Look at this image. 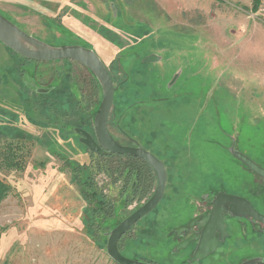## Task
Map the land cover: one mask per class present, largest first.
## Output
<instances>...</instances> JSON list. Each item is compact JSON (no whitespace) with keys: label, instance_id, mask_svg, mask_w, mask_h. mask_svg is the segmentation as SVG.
<instances>
[{"label":"rangeland","instance_id":"rangeland-1","mask_svg":"<svg viewBox=\"0 0 264 264\" xmlns=\"http://www.w3.org/2000/svg\"><path fill=\"white\" fill-rule=\"evenodd\" d=\"M91 1L0 0V15L39 43L80 46L97 55L115 88L111 137L151 150L173 192L128 231L122 255L151 264H188L189 248L176 251L183 237H174L203 213L197 228L204 223L202 199L208 193L252 197L264 211V181L233 154V149L264 153V23L250 18L252 0H97L96 21L86 11ZM7 51L15 67L0 79V152L8 142L21 143L24 170L0 169V180L11 187L0 205V264H115L106 253L109 234L150 199L156 179L139 201L124 189L123 178L115 180L119 171L113 168L123 160H108L113 176L93 171L91 152L75 132L94 137L102 102L87 69L71 61L33 62ZM94 82L99 90L84 118L80 113ZM259 163L264 165V157ZM69 164L77 169L75 177ZM195 168L199 171L189 178ZM201 172L213 173L208 178ZM91 176L113 212L96 219L93 238L95 218L80 193ZM190 187L194 191L188 193ZM259 236L232 234L216 255L199 263L264 262Z\"/></svg>","mask_w":264,"mask_h":264},{"label":"water","instance_id":"water-1","mask_svg":"<svg viewBox=\"0 0 264 264\" xmlns=\"http://www.w3.org/2000/svg\"><path fill=\"white\" fill-rule=\"evenodd\" d=\"M0 43L10 51L29 61L42 63L57 61L74 62L87 69L98 82L102 92V102L99 113L94 120V137L82 130H76L75 132L83 138L81 143L87 150L94 154H102L105 152L115 156L138 159L151 169L156 178V188L150 199L124 219L109 234L106 253L109 259L115 264H147L125 258L120 253L118 244L121 238L131 228L152 212L161 202L165 190L167 173L163 163L148 151L141 147L122 146L111 137L108 131V116L112 107L115 88L105 66L92 50L80 46L49 47L22 33L1 15ZM233 154L250 172L264 181L263 169L259 168L247 158L237 153ZM222 209H225L233 218H251L257 223L264 224V217L257 214L247 201L233 196H217L213 201L212 211L200 232L199 238L198 235L193 236L187 240H183L176 246V251H179L186 249L190 243L197 240L196 248L187 260L189 264L199 263L215 253L219 243V240L215 238V233L219 232L221 235L226 233L223 226ZM196 221H191L187 228L177 230L174 239L184 237L190 231L189 227H192ZM221 240L223 239L221 238ZM240 264H264V262L254 259Z\"/></svg>","mask_w":264,"mask_h":264},{"label":"trees","instance_id":"trees-1","mask_svg":"<svg viewBox=\"0 0 264 264\" xmlns=\"http://www.w3.org/2000/svg\"><path fill=\"white\" fill-rule=\"evenodd\" d=\"M258 4H259V0H252L253 11L257 9ZM97 89L99 90V86L97 83L94 82L90 84V97L88 100L89 102L86 103L87 108H85L82 111V113H80L83 115L84 118L87 115L89 116L91 99L97 93ZM74 104L76 105V109H78L80 101L76 100ZM5 145L6 146L4 147V152H0V169L7 171L13 170L16 172H22L24 170V162H23L24 156H23L22 144L21 143L13 144L8 142ZM127 147H133V146H127ZM88 152L90 151L88 150ZM91 158H92L91 159L92 166L94 168L93 171L95 173H101V174H106L107 176H113L112 174L113 171H119L117 172L119 173V175L115 180L118 181L120 178H123L124 189L126 188V190L127 189L130 190V195L132 194L138 197L139 201L144 199L146 196H148L151 193L156 178H154L155 175L153 174L151 169L142 161L131 157L115 156L105 152H103L102 154H94L91 152ZM111 158L123 160L124 165H120V166L118 165L117 169L113 168L114 170L113 171L110 170L109 172V170L106 168V165L108 164V160H111ZM69 166H70V173L72 174L73 177H75L77 169L74 167L71 168L70 164ZM74 180L76 181L75 178ZM131 183L135 184L133 189ZM10 193H11V187L8 184H6L3 180H0V205L10 195ZM80 193L83 199L86 201L87 205L90 206V210L93 214L92 218H95V220L90 225L91 230L93 231V234L91 233V238H93V236L95 235V231L97 230V229L95 230L94 228L96 226L97 227L99 226L96 219L98 220L99 217L110 218L113 214L112 208L109 206V203L106 201L101 190L97 187V185L93 181L92 176H91V181L89 178L86 179V181L81 184ZM126 196L128 197V195ZM127 233L121 238L118 244V249L121 254H122L121 243L123 242V239L125 238ZM141 262L151 264L145 261H141Z\"/></svg>","mask_w":264,"mask_h":264},{"label":"flooded vegetation","instance_id":"flooded-vegetation-1","mask_svg":"<svg viewBox=\"0 0 264 264\" xmlns=\"http://www.w3.org/2000/svg\"><path fill=\"white\" fill-rule=\"evenodd\" d=\"M209 192V191H208ZM219 195H223V194H216V192L214 191V194H210L208 193L206 195V197L202 200H205L207 203V210H206V219L204 221V223L200 226V228L197 226L200 224V219H202V217L204 216V213L202 215H198L196 217L195 220H198V222L196 223V225L183 237L182 241L183 240H187L193 236H196L198 235V238H199V235H200V232L205 224V222L207 221L211 211H212V208H213V201L215 200V198ZM227 196H233L235 198H240V199H243L245 201H247L251 207L253 208V210L264 217V211H260L257 206H255V204L253 202H251L250 198L249 197H246L245 195H242V194H238V193H229V195ZM190 203V202H189ZM191 204V203H190ZM222 214H223V226H224V229H225V234L224 235H221L219 232L215 233V238L217 240H219V243H218V246H217V249L215 251L214 254H212L211 256L209 257H212L214 255H216L219 251V249L226 245L228 243V240L230 237H232V234L233 235H238V236H244V234L246 233H250L252 234V236H254L255 234L257 236H262L264 237V224L262 223H257L255 221H253L251 218H233L231 217L227 211L225 209H222ZM228 219L230 220H233L234 223H232L233 226H230L229 225V222H228ZM259 236V237H260ZM258 237V238H259ZM179 238H182V237H179ZM197 238V239H198ZM223 239L220 241V239ZM178 240V239H177ZM196 244H197V240L190 243L188 245V248H189V252H190V255L189 257L192 255V253L194 252L195 248H196ZM208 258V257H207Z\"/></svg>","mask_w":264,"mask_h":264},{"label":"crops","instance_id":"crops-1","mask_svg":"<svg viewBox=\"0 0 264 264\" xmlns=\"http://www.w3.org/2000/svg\"><path fill=\"white\" fill-rule=\"evenodd\" d=\"M94 2H92L91 1V10H89V9H87L86 7L84 8V9H87L86 11L87 12H89L90 14H91V17L96 21V13L94 14V12H96L97 10H99L100 8L98 7L99 6V4H97V0H93ZM100 3V2H99ZM102 3H100V5H101ZM103 5V4H102ZM83 9V10H84ZM80 10V9H79ZM42 16L43 17H52L51 15H48V14H46L45 12H42ZM15 67V61H14V58H12L10 55H9V53H8V51H7V48L6 47H4L1 43H0V79H1V77L3 76V75H5V73L7 72V71H12V69ZM23 77H24V75H23ZM255 87V86H254ZM256 88V87H255ZM0 134L2 135V133H1V131H0ZM238 143V142H237ZM147 150V149H146ZM149 153H151L152 155H153V153H152V151L151 150H147ZM233 153H237V154H239V155H241V156H243V157H245V158H247L248 160H250L252 163H254L255 165H257L259 168H261V169H263L264 170V165H262L261 163H259V161H260V159L261 158H263L264 156V153H262L261 155H259V154H256V153H252L253 155H251V154H245V153H243V152H241V151H239V150H234L233 149ZM243 153V154H242ZM251 153V152H250ZM153 156H155V155H153ZM236 161H238V160H236ZM194 167V166H193ZM245 167V166H244ZM190 170H191V168H189ZM217 169V168H216ZM216 169H214L213 167L211 168V171H215ZM247 169V168H246ZM193 170H196V172H198L199 170L197 169V168H195V169H192V171H190V172H187V176H189V178L193 175L194 176V172L195 171H193ZM249 171V170H248ZM212 172V173H213ZM167 173V172H166ZM202 173V175H204V176H206V177H210L211 175H212V173L211 174H209V173H207V174H205V173H203V172H201ZM252 173V172H251ZM253 174V173H252ZM253 175H255V174H253ZM256 176V175H255ZM258 177V176H257ZM259 178V177H258ZM261 179V178H260ZM207 180H209V179H207ZM262 180V179H261ZM183 181V180H182ZM191 182H193L192 181V179L190 180ZM189 181V183H191ZM210 181H212V180H210ZM182 184V183H181ZM182 186V185H181ZM181 186H180V188H181ZM209 187L208 188H210V185H208ZM220 186L222 187V186H224V182H222L221 181V183H220ZM208 188L206 189L207 191H209L208 190ZM194 191V188H189V192L188 193H191V192H193ZM206 191V192H207ZM168 192L172 195L173 194V192H170L169 190H168V186H167V180H166V185H165V190H164V193H163V197H162V199L163 198H165L166 196H167V194H168ZM218 191H216V193H217ZM176 193H177V191H176ZM234 193V192H233ZM250 198V200H251V202H253L254 203V201L252 200V197H249ZM188 200L187 201H189V198H187ZM191 200V199H190ZM188 248V247H187Z\"/></svg>","mask_w":264,"mask_h":264},{"label":"built area","instance_id":"built-area-1","mask_svg":"<svg viewBox=\"0 0 264 264\" xmlns=\"http://www.w3.org/2000/svg\"><path fill=\"white\" fill-rule=\"evenodd\" d=\"M250 18L264 23V0H260L257 9L250 12Z\"/></svg>","mask_w":264,"mask_h":264}]
</instances>
